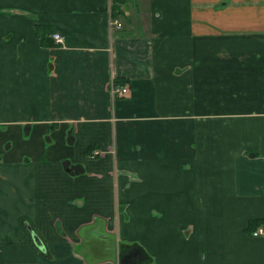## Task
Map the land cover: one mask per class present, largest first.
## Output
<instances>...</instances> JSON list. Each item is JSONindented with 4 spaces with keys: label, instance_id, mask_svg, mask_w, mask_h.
<instances>
[{
    "label": "crops",
    "instance_id": "obj_1",
    "mask_svg": "<svg viewBox=\"0 0 264 264\" xmlns=\"http://www.w3.org/2000/svg\"><path fill=\"white\" fill-rule=\"evenodd\" d=\"M127 252L264 264V0H0V264Z\"/></svg>",
    "mask_w": 264,
    "mask_h": 264
},
{
    "label": "built area",
    "instance_id": "obj_2",
    "mask_svg": "<svg viewBox=\"0 0 264 264\" xmlns=\"http://www.w3.org/2000/svg\"><path fill=\"white\" fill-rule=\"evenodd\" d=\"M111 26L114 28H121V22L118 19L112 18L111 20ZM51 38L53 39L54 43L57 44H62L64 39L63 36L58 33V32H54L53 34H51ZM127 92V89L123 86H119L118 84H116L115 82H111L110 84V93L112 94V96H117L119 94H125ZM98 154L97 151H94L90 154L91 158H95L96 155ZM263 233V230L261 228L256 229L252 235L253 236H257Z\"/></svg>",
    "mask_w": 264,
    "mask_h": 264
},
{
    "label": "trees",
    "instance_id": "obj_3",
    "mask_svg": "<svg viewBox=\"0 0 264 264\" xmlns=\"http://www.w3.org/2000/svg\"><path fill=\"white\" fill-rule=\"evenodd\" d=\"M45 33V34H44ZM39 34H42L41 35V37H40V42H42L43 44H47L48 43V41L47 42H45L44 40H42V36H44V37H46V35H47V31L45 30V31H43V33H39ZM47 38V37H46ZM116 84H118V83H121V82H123V81H121V80H116V81H114ZM92 149V147L90 146L89 148H88V151H90ZM91 152V151H90ZM121 260L123 261V262H125V263H130V264H143V263H134V262H130L131 260H129V255H128V252L127 253H123L122 254V257H121Z\"/></svg>",
    "mask_w": 264,
    "mask_h": 264
},
{
    "label": "water",
    "instance_id": "obj_4",
    "mask_svg": "<svg viewBox=\"0 0 264 264\" xmlns=\"http://www.w3.org/2000/svg\"><path fill=\"white\" fill-rule=\"evenodd\" d=\"M34 240H35L36 244L41 248L42 244L40 243L39 239L37 237H34Z\"/></svg>",
    "mask_w": 264,
    "mask_h": 264
}]
</instances>
